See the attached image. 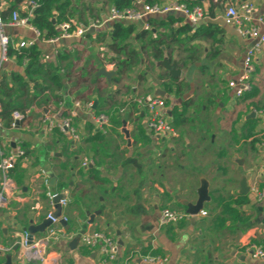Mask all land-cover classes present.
I'll use <instances>...</instances> for the list:
<instances>
[{
	"label": "crops",
	"instance_id": "obj_1",
	"mask_svg": "<svg viewBox=\"0 0 264 264\" xmlns=\"http://www.w3.org/2000/svg\"><path fill=\"white\" fill-rule=\"evenodd\" d=\"M196 1L206 13L200 23L191 25L184 16L174 14L168 16L181 21L171 28L157 29L166 41L165 58L176 60L182 71L177 80L183 86L177 93L166 92L164 81L158 77L164 69L157 61L152 63L147 52L140 54L138 66L144 78L140 82L134 73L129 89L125 86L129 82L127 75L119 86L97 77L101 68L116 71L115 64L113 69L105 67V62L109 64L114 58L108 47L114 23L91 28L93 31L84 37L55 43L40 40L29 28L6 27L5 34L13 46L21 42L29 44L26 47L37 44L43 63L60 64L58 54L65 53L69 59L61 63V73L70 68L72 76L59 93L63 102L54 105L51 100L50 106H44L42 99L31 101V117L20 123L18 129L1 132L0 161L3 156L15 154L18 147L25 157L18 158L15 169L9 172L12 190L8 205L0 212V246L5 250L0 264H41L22 248L21 242L25 233L36 241L45 237L51 225L45 226L47 216L56 214L57 205L52 206L47 197V178L49 191L68 199V206L62 210L68 223L58 226L65 237L49 245L47 264H77L80 256L93 264H142L140 258L146 255L165 258V264H264L253 256L255 248L264 250V48L254 62L251 92L236 97L229 84L242 74L246 51L253 42L241 37L223 20L229 6L239 9L244 4L254 7V19L264 20V0H159L157 5L188 6L187 2ZM76 2L78 11L73 13L72 20L83 27L84 21L90 25L95 19L105 21L114 9L110 0ZM134 2L136 8H140V2L147 4V0ZM20 9V15H25L27 8L23 5ZM168 16L146 18L144 23L149 24V29H145L143 22L133 25L138 32L153 29L155 33L150 21ZM208 25L220 31L212 39L190 41L193 33H177L181 43L166 39L185 26L194 31ZM260 29L264 33L263 25ZM131 42L141 49V41L132 38ZM93 54L97 61L91 58ZM12 72H22L15 59L1 66V74ZM172 79H165V84L174 90ZM109 87L114 92L123 90L116 98L120 104L137 98L163 99L177 135L148 130V114L136 106V113L135 109L116 115L119 127L108 116L110 124L101 139H92L95 132L102 133L92 122V115H98L97 109L102 98L108 96L105 92ZM157 90L166 95L158 96ZM76 101L93 104L91 111L83 108L73 119L82 140L75 144L65 136L61 142L46 131L43 116H52L58 122ZM186 102L190 103L187 108ZM119 107L109 110L118 111ZM176 107L184 122L173 116ZM86 159L91 165L83 168ZM42 171L47 178L40 175ZM243 178L250 188L247 195L241 194ZM3 179L0 173V189ZM205 184L210 200L204 203L202 211L208 215L201 216L200 211L191 216L186 204L197 203L199 190ZM165 210L188 217L161 227ZM93 231L113 239L119 249L115 261H109L100 246L90 248L82 244L81 235Z\"/></svg>",
	"mask_w": 264,
	"mask_h": 264
},
{
	"label": "built area",
	"instance_id": "obj_2",
	"mask_svg": "<svg viewBox=\"0 0 264 264\" xmlns=\"http://www.w3.org/2000/svg\"><path fill=\"white\" fill-rule=\"evenodd\" d=\"M140 8H129V9H112L109 17L102 22H95L89 27H83L78 25L74 20L70 22L63 23L59 26V37L51 40H44L47 43H55L61 39H72V38H81L84 37L91 28L102 27L107 23H126L134 24L138 22L145 21L146 18L151 16H168L174 14H180L191 24L197 25L202 20L205 19L206 13L201 6L194 8H189L184 4H171V5H150L143 2H140ZM26 15L22 16L19 12L15 11L10 16L8 22L3 20L2 16V7L0 6V76H1V66L9 60L7 53L8 48L11 44L10 38L5 34V29L7 26L15 28H29L31 29L38 37L40 33L30 24L31 19L33 18V12L38 7L35 1H29L25 4ZM255 9L250 4H244L241 8H236L234 6H229L223 16L225 25L233 27L236 29L238 34L251 40L253 44L248 47L244 62H243V72L238 78V80L230 82L229 87L235 91V95L238 98H242L245 94L251 92V78L255 73V60L257 54L262 51L264 48V33H261L260 27L264 26L263 19H254ZM145 29H149L150 26L147 22L144 23ZM29 44L21 42L18 46L21 48L28 46ZM105 67L115 68L114 64H108L105 62ZM133 102L141 109L147 112L146 126L147 129L155 134L160 135H169L176 136L175 129L166 115V102L161 98H137ZM83 108L91 111L93 109L92 103L83 104L80 101H76L73 104V109L69 112V117L62 118L57 122L52 116L45 115L43 116V123L46 126V131L48 133H53L55 128H58L65 136H69L72 141L76 144L82 140L80 133L77 128L73 125V119L77 116L79 110ZM1 112V104H0ZM25 119V115L20 112H14L12 114V123L9 128L10 131L18 129L20 123ZM92 122L95 124V127L99 131H104L110 124L109 117L105 114L92 115ZM3 124L0 121V137L3 130ZM262 146H264V141ZM2 150L0 149V155L2 156ZM25 152L18 147L15 150V154H10L8 156H3L0 161V173L3 174V183L0 189V212L8 205L9 202V193L10 189V179L9 172L14 170L17 164L18 158L22 157ZM91 165L90 160L86 159L82 162L83 168H88ZM40 175L47 178V173L45 171L40 172ZM48 179V178H47ZM44 179L45 186L48 189L47 197L52 206L59 205L62 210L68 206V199L63 197L58 202L56 199L60 196L57 193H52L49 190V181ZM253 191H257L256 188ZM201 216H207V212L201 211ZM188 216L178 214L169 210H165L162 213L160 219V226L166 227L170 224H175L183 220ZM47 219L51 222L49 230L45 237L40 240H34L32 236L28 233H25L23 236L21 245L22 248L29 252L35 260H38L41 264L48 263V253L47 248L53 242H57L59 239L65 237L64 232L58 229L60 223L67 224L68 218L65 215L61 217H56L53 213H50L47 216ZM61 233V234H60ZM81 241L84 246L90 248L101 247V251L107 256L109 261H115L118 256V246L115 244L113 239L102 232H87L81 235ZM4 248L0 246V256L4 252ZM253 256L256 259L264 261V250L261 248H255ZM142 264H165L166 259L146 255L140 258Z\"/></svg>",
	"mask_w": 264,
	"mask_h": 264
},
{
	"label": "trees",
	"instance_id": "obj_3",
	"mask_svg": "<svg viewBox=\"0 0 264 264\" xmlns=\"http://www.w3.org/2000/svg\"><path fill=\"white\" fill-rule=\"evenodd\" d=\"M29 1H35L38 5L33 12V18L31 19L30 24L40 33V40L42 41L59 37V26L63 23L70 22L74 17L73 13L78 11L76 0H0L3 20L7 22L15 11L20 13V7L23 5L25 6ZM110 1L114 8L120 10L133 8L135 5L133 0ZM158 2L159 0H147V4L150 5H155ZM187 4L189 8H194L199 6L200 2H187ZM22 16H24V14ZM94 21L100 22L98 19H95ZM179 21L181 20L174 16H168L165 19L151 20L150 24L152 25V28L156 29L155 33L152 31L153 29L138 32L136 26L133 24L114 23L112 25V40L108 46L109 51L114 55V58H112L109 63L116 65V77L113 79L112 83L119 86L128 72L136 73L137 76L135 79L141 82L145 74L138 70V66L141 65L142 60L140 54H145L147 52L152 63L154 61L159 62L163 60L165 58L163 47H166V41L161 38L159 30L157 29L159 27L164 29L171 28ZM84 24L86 27L90 26L89 21H84ZM177 31L178 32L176 33L170 31L171 37H166V39H169V42L171 43L176 42V40L178 43H181L176 37L177 33L178 35L193 33V35L191 34L190 41L199 38L212 39L220 33L219 28L212 25L201 26L195 29V32L189 26H185ZM132 38L142 42L140 50H138L131 42ZM145 40H147V43H145ZM7 56L9 59H15L17 65L22 70V72H12L10 75L3 73L0 76V121L3 124V128L9 130L12 123V114L14 112H20L25 115V119L22 123L31 117V101L42 99L40 101L44 106H47L51 100L54 105L63 102V98L59 93L64 90L65 82L71 79L72 74L70 68L67 69V72L61 73V63L68 60L69 56L65 53L58 54L60 64L57 65L43 63V54L37 44L23 48L18 45L15 47L10 44ZM168 58L171 59V57ZM153 65L154 64H150V67ZM162 72L163 74H160L158 77L160 80L164 81L166 92H181V87L183 85L179 84L177 79H172L176 85V89L173 90L169 84H165V79L170 77L169 74L165 70ZM31 92H35V95H32ZM121 93H123V90L119 88L115 92V95H108L105 99V108L103 110H100L101 107L97 109L98 115L105 113L106 116L111 118L112 123L116 127H119L121 124L116 117L117 114L121 116L120 113L125 112L124 114H126L127 110L129 113L134 112L135 109L136 111L134 113L137 112V105L132 100L128 103L124 102L123 104H120L116 100L117 96ZM86 103H90V101H87ZM118 105L121 106L119 107ZM48 106H50V104ZM188 106H190V103L186 102L184 107L187 108ZM114 107H119V110H109ZM69 112H64L63 117H69ZM172 113L174 117L178 118V120L183 117L178 114L177 107L173 109ZM184 121L185 119L183 118L182 122ZM90 129L93 130V127L91 126ZM53 134L59 141H64L65 135L58 128L53 130ZM101 135L102 133L95 132V136H93L92 139H101ZM22 157H25V154Z\"/></svg>",
	"mask_w": 264,
	"mask_h": 264
},
{
	"label": "water",
	"instance_id": "obj_4",
	"mask_svg": "<svg viewBox=\"0 0 264 264\" xmlns=\"http://www.w3.org/2000/svg\"><path fill=\"white\" fill-rule=\"evenodd\" d=\"M134 1V0H133ZM93 31V30H90ZM158 66L163 68L171 78L173 79H179L182 76V71L181 69L178 67V62L176 60H170L169 58H164L163 60L158 62ZM97 77H104L106 78L108 84H112L113 79L116 77V71H112V72H108L105 68H101L97 74ZM156 94L158 96L164 97L166 95V93L162 90H157ZM123 132L128 136L129 133L126 130V128L123 129ZM128 138V137H127ZM128 144H130V142L128 141ZM55 182V178L52 177V183ZM240 188H241V194L243 195H247L250 192V188L248 186V182L246 178H243L240 184ZM208 185L205 184L202 186V188L199 190V199L197 201L196 204L192 205V204H186V207L188 208V213L191 216H196L197 214H199L200 211H202L203 209V205L205 202H208L210 200V198L208 197ZM64 196L60 195L57 199L56 202H58L61 198H63ZM62 215V208L57 205L56 206V217H60ZM51 224V222L49 220H47L45 222V226H49ZM77 241L74 243L76 244ZM8 260L10 261V258L8 257ZM77 264H93V262L89 261L86 258H83L82 256H80V258H78L76 260Z\"/></svg>",
	"mask_w": 264,
	"mask_h": 264
},
{
	"label": "rangeland",
	"instance_id": "obj_5",
	"mask_svg": "<svg viewBox=\"0 0 264 264\" xmlns=\"http://www.w3.org/2000/svg\"><path fill=\"white\" fill-rule=\"evenodd\" d=\"M93 56V57H92ZM91 56V58L92 59H94V60H98L97 59V56H96V54H93ZM106 56H107V58L109 59V56H108V54L106 53ZM191 75V74H190ZM135 76V74L133 73V72H128V74H127V78L126 79H128V81L129 82H126L125 83V86H126V89L128 88H130V86H131V84H132V82H133V79L135 78L134 77ZM115 95V92H114V90H112V88L111 87H109L107 90H106V92H105V95ZM105 106H106V101H105V99H103L102 98V100H101V108H100V110H103L104 108H105ZM73 125H74V123H73ZM107 129V128H106ZM106 129H105V131H106ZM104 132L102 131V134H103ZM53 192L55 191V189L54 188H52L51 189Z\"/></svg>",
	"mask_w": 264,
	"mask_h": 264
}]
</instances>
